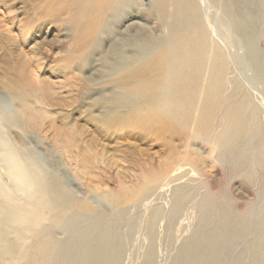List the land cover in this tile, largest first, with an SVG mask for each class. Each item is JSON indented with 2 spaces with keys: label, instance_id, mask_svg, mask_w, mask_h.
Listing matches in <instances>:
<instances>
[{
  "label": "rangeland",
  "instance_id": "1",
  "mask_svg": "<svg viewBox=\"0 0 264 264\" xmlns=\"http://www.w3.org/2000/svg\"><path fill=\"white\" fill-rule=\"evenodd\" d=\"M199 2L219 42L225 36L234 39L221 23L225 18L221 4ZM42 3L0 0V256L9 264H24L20 257L31 242L47 235L68 237L57 226L44 227V221L37 226L12 219L14 213H49L38 203L29 204L28 190L9 176L10 162L17 157L36 173L42 187L47 177L44 172L37 174L39 167L115 225L122 241L118 264H146L150 258L153 264H174L178 252L193 241L202 220L198 205L210 195L207 210L215 219H220L224 207L234 225L244 211L250 222L247 236L235 234L225 250L224 264H251L250 246L260 233L256 230H263L258 215L264 212V80L256 78L246 58L241 59L244 50L237 44L226 49L235 60L229 77L250 94L261 127L257 136H249L243 146L225 154L213 150L192 127L160 114L140 113L146 107L144 98L127 96L116 84L115 73L123 68V59L114 46L122 45L128 27L131 33L139 29L151 33L157 42L162 35L157 17H144L137 8L138 15L119 18L84 50L82 59H72L77 33L71 15L56 4L55 12L46 16ZM261 24L258 47L264 54L263 19ZM129 50L127 55H133ZM17 90L25 93L36 111L33 128L23 125L20 99L14 96ZM142 173L157 174L145 198L120 205L106 200L111 194H126ZM158 210L161 214L152 225Z\"/></svg>",
  "mask_w": 264,
  "mask_h": 264
},
{
  "label": "bare ground",
  "instance_id": "2",
  "mask_svg": "<svg viewBox=\"0 0 264 264\" xmlns=\"http://www.w3.org/2000/svg\"><path fill=\"white\" fill-rule=\"evenodd\" d=\"M212 1L223 7L225 18L221 23L234 37L231 39L225 36L224 42L222 41L224 44L219 42V36L215 34L213 24L209 23L199 0H43L41 12L51 16L59 7L64 13L71 15L69 21H73L77 33L76 41L71 46L72 59H82L84 50L90 48L112 25H116L119 18L138 15L137 8L143 10L141 15L144 17H157L162 29V35L157 42L153 41L151 33L150 36L148 33L143 34L141 29L137 33H131L128 27L126 37L121 41L122 45L118 43L114 46L116 53L123 59V68L115 73L117 86L127 96L144 98L146 107L140 113L143 110L151 115L160 114L170 117L182 126L192 127L213 150H224L226 154V150L242 145L249 136H257L261 127L258 108L250 94L241 82L230 80L229 74L235 60L230 58L226 49L234 44L240 46L244 50V55L240 58H246L256 78L264 80V54L258 47L262 19L264 21V0ZM130 48L134 54L128 56L126 52ZM228 90L230 93H227ZM14 96L20 99L18 113L23 119V125L26 129L33 128L35 119L37 120L36 111L25 99V93L17 90ZM25 164V161L13 157L9 176L18 186L28 190L29 204L38 203L43 209L48 208L49 213H14L12 219L37 226L44 221V227L57 226L67 231L68 237L61 240L47 235L41 240L31 242L29 250L22 252L20 262L118 264L122 241L115 225L86 200L76 199L63 182L50 178L46 170L39 167L37 174L44 172L47 177L45 187H42L35 179L36 173L31 172L30 167L26 169ZM34 164L38 163L35 161ZM154 176L157 174L142 173L139 182L130 187L126 194L121 197L111 194L106 200L120 205L145 198L152 180H155ZM250 176L252 178V174ZM2 191L0 184V192ZM211 198V195L206 196L199 203L202 220L193 241H189L191 243L188 242L178 252L174 264H224L223 254L234 240L235 234L238 237L245 234L243 238L247 236L250 222L246 211L240 214L241 220H236L234 225L230 213L223 207L222 216L217 220L207 210L211 205ZM160 214V210L156 211L152 225L157 222ZM258 217L261 218L263 230H256L260 233L250 246L251 264H264V212ZM256 223L259 226L260 223ZM0 264H9V261L0 256ZM146 264H153L151 258Z\"/></svg>",
  "mask_w": 264,
  "mask_h": 264
}]
</instances>
